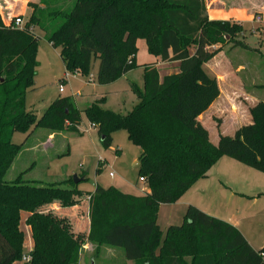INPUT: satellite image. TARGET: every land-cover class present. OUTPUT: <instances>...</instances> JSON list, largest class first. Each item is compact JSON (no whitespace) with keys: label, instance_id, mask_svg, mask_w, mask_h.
Listing matches in <instances>:
<instances>
[{"label":"trees","instance_id":"obj_1","mask_svg":"<svg viewBox=\"0 0 264 264\" xmlns=\"http://www.w3.org/2000/svg\"><path fill=\"white\" fill-rule=\"evenodd\" d=\"M39 1L44 8L30 5L33 13L22 29L5 26L0 16V188L7 190L0 202V264L20 263L25 255L31 257L28 264H80L78 242L37 210L25 222L33 249L24 254L21 211L54 201L76 207L82 220L88 214L87 239L97 257L103 247H112L123 249L135 264H264V249L254 250L236 227L192 205L184 223L170 227L164 237L157 222L162 205L176 203L223 157L264 174V102L249 108V124L233 136L219 135L217 144L200 121L220 97L218 80L206 65L229 43L245 46L240 41L243 26L211 21L205 0ZM59 2L72 6L62 10ZM35 28L60 50L67 72L87 75L98 60L97 83L102 86L138 67V40L163 63L177 62L179 72L161 80L155 64L145 66L144 90L131 86L139 103L125 116L102 109L104 98L81 111L67 97L37 117L25 104L38 67ZM83 115L106 148L112 132H127L141 151L140 178L149 192L134 197L96 186L86 204L75 189L40 188V183L22 178L4 181L21 150L12 142L14 133L44 129L84 134ZM83 224H78L81 232Z\"/></svg>","mask_w":264,"mask_h":264},{"label":"rangeland","instance_id":"obj_2","mask_svg":"<svg viewBox=\"0 0 264 264\" xmlns=\"http://www.w3.org/2000/svg\"><path fill=\"white\" fill-rule=\"evenodd\" d=\"M223 1L225 8L229 7L230 2H235L236 6H241L242 3V0ZM216 2L217 0H205L206 8H210L212 4L216 5ZM30 5L44 8L39 0H0L3 24L11 26L14 18L23 17L25 26L33 13ZM221 5L224 6V3ZM71 6V3L64 6L60 2L57 5L62 10ZM26 8L27 14H23ZM230 23L238 24L235 21ZM244 29L248 32L241 39L243 43L252 48H259L264 53V33L253 35L248 27L245 26ZM34 32L40 38L38 67L33 88L26 95L27 112L40 117L59 98L67 97H71L81 111L96 100L104 98L102 109L122 116L138 105L139 100L131 86L135 85L141 91L144 90V67L155 63L157 59L149 53L143 40H138L137 45L138 67L113 83L102 86L97 83L98 60L92 61L87 75L69 73V78L65 79L68 72L60 57V50L50 45L39 29L35 28ZM60 88L64 89L63 94L59 92ZM208 129L210 141L217 144L220 135L218 122L209 123ZM80 130L85 133H52L44 129H36L30 134L14 133L12 142L21 146V150L4 181L12 183L22 178L26 182L40 183L41 186L43 183L45 187L57 186L62 190H70L74 186V177L78 176L85 178V181L78 185L82 190L90 191L93 188L90 182H94L105 189L113 187L124 194L141 197L144 189L148 188L147 184L140 182V167L135 165L139 163L141 151L130 142L127 132H112L109 147L106 148L98 131L91 127L84 115ZM225 133H228L225 134L227 136H233L231 132ZM51 135H54L53 138H50ZM48 138L52 141H48ZM111 173L114 177L110 176ZM2 192L6 193L7 190L0 188V200L5 201ZM185 202H190L189 205L198 209H204L209 214L203 210L202 212L209 216L237 227L254 250L264 249V174L231 158L223 157L174 204L183 206ZM184 209L170 205L159 209L157 222L163 237L170 227L184 223ZM20 227L24 232L25 251L28 249V234L22 218ZM108 248L115 250L110 253L113 258L108 251H101L99 257L96 251L91 250L87 254L83 251L84 264H133L126 259L123 249ZM18 264L26 263L22 261Z\"/></svg>","mask_w":264,"mask_h":264},{"label":"crops","instance_id":"obj_3","mask_svg":"<svg viewBox=\"0 0 264 264\" xmlns=\"http://www.w3.org/2000/svg\"><path fill=\"white\" fill-rule=\"evenodd\" d=\"M241 2V6H236L235 2H230L229 7L225 8V2L223 0H217L216 5L212 4L210 8L208 6V17L211 21H235L238 24L240 22V25L243 26V28H245V26L246 28L248 27L250 34L253 35L264 33V0H242ZM222 3H224V6L221 5ZM27 11L28 9L26 8L23 14H27ZM247 32L248 31L245 30L241 39L246 36ZM241 39L240 41L243 43ZM243 44L245 46L235 47L232 43L225 45L218 55L206 65L210 74L215 76L218 80L220 97L210 109L200 117V121L207 129L209 123L215 120L218 121L220 135L224 136L228 134L225 132L234 134L240 126L249 124L251 122L249 108L258 102H264V53L259 48H252L246 43ZM145 46L147 47L146 43ZM215 48L219 49L220 46H216ZM150 64H155L161 80L166 76L179 72V64L177 62L163 63L157 58L155 63ZM162 72L163 75H161ZM53 136L54 135H51L50 138H53ZM50 138H48V141H52ZM135 165L138 166L139 163ZM41 184L42 186L40 188L45 187L43 183ZM78 185L66 191L77 190L76 196L85 197L82 202L87 204L90 194L95 191L98 185L94 183L90 191L82 190ZM145 192H149V189H144V193ZM72 196L74 197V195ZM0 202H4V200H0ZM189 203L190 202H185L183 206L181 204H171L170 206L182 209L185 208L184 210L186 211V208L190 206ZM163 207L164 205H162L160 209ZM34 210L40 211L52 218L55 223L62 226L78 242L82 248V259L80 264H84L85 258L83 256V251L84 254H87L91 250L95 251L96 249L93 244L88 243L87 239L89 232L88 214L87 217L82 220L83 215L76 211V207L64 208L58 201H54L46 205H35L34 208L30 210H22L21 218L24 224L27 217L31 215ZM200 210L208 213L204 209ZM81 221L84 222L82 232L80 231V226H78ZM25 230L28 234V249L25 250V253L28 254L33 249V240L31 229L26 224ZM105 251H108L110 255V253L115 250L103 247L102 253ZM110 257L112 256L110 255ZM18 263L19 262L14 264ZM133 264L135 263L133 262Z\"/></svg>","mask_w":264,"mask_h":264},{"label":"built area","instance_id":"obj_4","mask_svg":"<svg viewBox=\"0 0 264 264\" xmlns=\"http://www.w3.org/2000/svg\"><path fill=\"white\" fill-rule=\"evenodd\" d=\"M11 26L14 28L22 29L24 28V18L23 17H16L12 20ZM70 74L69 72L65 74V79L69 78ZM93 80V79H92ZM59 92L63 94L65 91L63 88H60ZM91 125V124H90ZM92 128L95 129L93 125H91ZM87 131V130H86ZM111 177H114V174H110ZM140 182L146 183V180L144 178H140ZM31 261V257L29 255H25L23 257V262L28 264Z\"/></svg>","mask_w":264,"mask_h":264},{"label":"water","instance_id":"obj_5","mask_svg":"<svg viewBox=\"0 0 264 264\" xmlns=\"http://www.w3.org/2000/svg\"><path fill=\"white\" fill-rule=\"evenodd\" d=\"M102 140H104V138ZM83 181H85V178H79L78 176L74 177V184L75 185H78L79 183H81ZM90 183H91V185H94V182H90ZM92 264H94V262Z\"/></svg>","mask_w":264,"mask_h":264}]
</instances>
